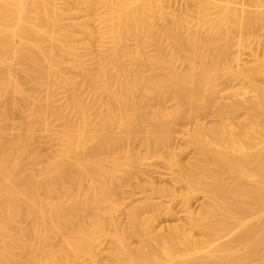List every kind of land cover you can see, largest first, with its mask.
I'll return each mask as SVG.
<instances>
[{"label": "bare ground", "instance_id": "6f19581e", "mask_svg": "<svg viewBox=\"0 0 264 264\" xmlns=\"http://www.w3.org/2000/svg\"><path fill=\"white\" fill-rule=\"evenodd\" d=\"M262 31L264 0H0V264H264ZM152 157L184 221L127 189Z\"/></svg>", "mask_w": 264, "mask_h": 264}, {"label": "rangeland", "instance_id": "374dc122", "mask_svg": "<svg viewBox=\"0 0 264 264\" xmlns=\"http://www.w3.org/2000/svg\"><path fill=\"white\" fill-rule=\"evenodd\" d=\"M184 4H185L184 1H178V2H175V3H171V6H173V7L174 6L175 7H179V6H183ZM262 32H264V31H262ZM262 34H264V33H262ZM249 56H250L249 53L246 52L245 54H243V57H244L243 59L244 60L245 59H248ZM239 86L240 87H238V86L232 87L231 88V90H233L232 93H234V91H236L237 89H238V92L239 91L241 92V90H242V92L244 91V94H246V95L247 94L249 95V94L252 93V91L250 89H248L247 87L245 88L242 85H239ZM242 88H245L247 92L245 93V89H242ZM201 117L202 116H200L199 118L201 119ZM204 117H205V119H203ZM208 119L211 120L212 119V116L206 117V115H205V116L202 117V120L204 122H207V121L209 122ZM190 123H193V122H190V121H189V123L186 122L185 125H181L179 127V131L178 132H175L174 135H173L174 142H176L177 144H180V142L181 143L184 142V139H183L180 131L183 130L184 128H186V127L191 126ZM187 150H189V151L187 152ZM191 150H192V147H189L188 149H186V152H184L183 156L185 158L189 157L190 154H191ZM141 167L143 169L141 168L142 170L140 169L139 173H137L136 176L131 177L130 179H128L129 185L127 186V189L128 190H131L132 189V191L134 190L133 191L134 192L133 195L136 198H138L137 196H141V195L144 196L147 193L145 191L143 192V190H141L142 188L140 187V184H142L146 180V178L152 179L153 180V183L155 182L157 185H166V186H169V187L171 186L170 188H172L173 191L177 195L175 198L171 197L170 194H168L167 192H163V191L162 192L159 191V193H157L158 191L157 192L154 191V193L152 195H151L152 191L150 193V195L152 196V199L154 197V200L155 201H158L160 204H164V205H160V206H162V207L166 206L165 208L170 209V210H171L172 207H173L172 209H174L172 211L174 213V215H172V216L170 215L172 212L168 213V212H166L167 209L164 210V213L165 214H169L170 217L169 216H164L163 215L164 213L163 214L161 213L162 211L159 212L156 225H159L160 224L159 225V227H160V226H163V224H164V227H166L170 221H171L170 224L174 223L173 220H175V222H177L176 221L177 219L179 220L178 222L184 221L185 220V218H184L185 216H184V214H183L184 212L182 210H183V207H184V211H185V206L183 205L184 203L180 200V197H178V195L181 194L184 191V187H183L182 184L179 183V185H178V183H175V182H173L171 180V178L169 176L170 175V169L168 168L166 162L164 160L160 159V158L152 157L150 159L145 160V162L142 163V166ZM141 171H142V174H141ZM180 186H182V187H180ZM201 196H202L201 193H197V194L193 195L192 198H190L189 204H190V207L192 209L198 210L199 205H200V203L203 200L202 199L203 197H201ZM163 209L164 208H162V210ZM177 214L178 215L180 214V215L177 216ZM174 216L176 217V219H175ZM159 217H162L163 219H161ZM160 219H161V221L158 222V220H160ZM165 223H166V226H165ZM101 259H99V261H98L97 264H104V260L105 259L102 258V257H101ZM107 263L108 262L106 261V264Z\"/></svg>", "mask_w": 264, "mask_h": 264}]
</instances>
